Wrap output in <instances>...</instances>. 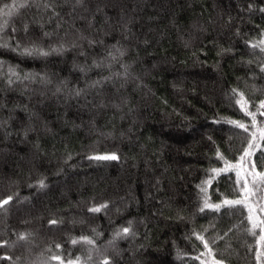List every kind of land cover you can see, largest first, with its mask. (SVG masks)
<instances>
[{
  "label": "trees",
  "instance_id": "1",
  "mask_svg": "<svg viewBox=\"0 0 264 264\" xmlns=\"http://www.w3.org/2000/svg\"><path fill=\"white\" fill-rule=\"evenodd\" d=\"M0 10V264H264V0Z\"/></svg>",
  "mask_w": 264,
  "mask_h": 264
},
{
  "label": "snow or ice",
  "instance_id": "2",
  "mask_svg": "<svg viewBox=\"0 0 264 264\" xmlns=\"http://www.w3.org/2000/svg\"><path fill=\"white\" fill-rule=\"evenodd\" d=\"M76 2H77V4H82L83 3V0H76ZM47 6V5H46ZM22 7H27V4L26 3H24V4H20L19 6H17L15 3L13 4V5H11V6H8V5H5V8H9V11L8 12H6V13H4V15H7V16H11L12 14H13V10H18V8H22ZM0 11H2V10H0ZM6 24H7V22L5 21V26H6ZM0 30H3V26H0ZM45 35H47V34H45ZM79 39H81V40H86L87 39V37H85V36H83V34H81L80 36H79ZM92 43H94V41H89V44H92ZM8 45L7 44H3V45H0V47H7ZM73 46H75V44H73ZM253 47H260L262 50H264V40H261L260 42H259V44H255V45H252ZM52 51H54V52H62V51H64V48H63V46H61L60 48H58V49H53ZM21 55H27V56H31V55H33V54H38V55H42V56H47V55H49V53L48 52H46V51H42V50H39V49H36V48H32V49H28V48H25L21 53H20ZM112 55V53L111 52H109V56H111ZM121 55H122V53H121ZM115 57H113V59H114ZM94 66L95 67H101V64H99V63H96V62H94ZM13 75H15L16 76V78L17 79H21V77L18 75V74H16L14 71H13V73H12ZM35 77L34 76H32V74H26L24 77H23V79H34ZM105 80H107V79H109L108 77H105L104 78ZM9 84H11L13 81L11 80V79H9ZM41 82H43V83H50V81L49 80H46L45 78H41ZM103 83V81H101V80H97V81H94L93 83H92V85H90V87H97V86H99V85H101ZM57 91H60V89L59 88H57ZM83 90H77L76 91V95L77 96H79L80 94H81V92H82ZM234 91V94H235V90H233ZM240 95V97H241V99L240 100H237L236 102L238 103V104H241V108L243 109V107H244V105H243V103H242V100H243V94L242 93H240L239 94ZM261 107H264V102H262L261 103ZM249 115H251V113H249ZM253 120H255V117L253 116ZM238 126H240V127H244V125H242V124H240V125H238ZM26 134V133H25ZM253 147V145L252 144H249V148H252ZM245 155H250L247 151L245 152ZM95 159H104V160H114V159H118V157L116 156V155H110V156H102V157H95ZM254 167V166H253ZM215 171V170H214ZM262 175H264V174H262ZM208 183H210V182H208ZM39 186L41 187V188H43V187H46V185L44 184V181L43 180H41L40 182H39ZM202 191H205L204 189H202ZM12 199V197L11 196H9L7 199H5V200H3L2 202H0V207H3V205H6V204H8L9 203V201ZM244 203V201L243 200H235V201H230V200H227V199H225V200H223L222 202H221V204H217V205H211V204H209L208 202H207V199H205V201H204V206L200 209V211H203L204 210V208H215V209H219L222 205H227V206H232V205H237V204H243ZM107 207V204H102V205H100V206H97V207H93V208H91V209H89L91 212H100L102 209H104V208H106ZM52 223H55V221H52ZM262 223H264V221H262ZM131 233H130V228H128V227H125V228H122V229H120L118 232H116L115 234H114V239L115 238H118V237H127L128 235H130ZM26 237L24 236V235H21V237H20V239H25ZM262 238H264V237H262ZM84 242H87V243H89V244H92V243H94V241H92V240H90V239H88V238H86V237H83V238H81ZM202 241H203V237H201L200 238ZM5 244L7 243V242H4ZM72 243H77V241H75V240H73L72 241ZM204 244H205V247H207V242L206 241H204ZM59 247V246H58ZM209 251H211L210 249H209ZM54 259H59V257H53ZM10 259V258H9ZM77 259H79V258H77ZM69 264H72V262L70 261L69 262ZM103 264H110V261L108 260V259H105L104 260V262H103ZM216 264H222V262H220V261H217L216 262Z\"/></svg>",
  "mask_w": 264,
  "mask_h": 264
}]
</instances>
